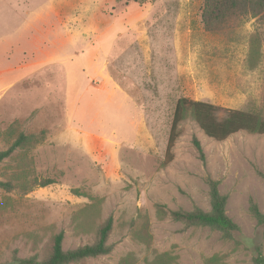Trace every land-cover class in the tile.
<instances>
[{"label":"rangeland","instance_id":"374dc122","mask_svg":"<svg viewBox=\"0 0 264 264\" xmlns=\"http://www.w3.org/2000/svg\"><path fill=\"white\" fill-rule=\"evenodd\" d=\"M4 1L28 22L30 65L12 85L16 73H0V151L24 138L0 162V264L44 259L59 232L65 250L91 244L109 216L110 251L68 264H253L243 236L264 256L250 209L264 213V132L217 140L186 113L164 161L180 97L264 118V20L207 29L203 0H22L21 12ZM0 19L2 69L13 34ZM208 177L239 227L232 238L170 215L210 211Z\"/></svg>","mask_w":264,"mask_h":264},{"label":"trees","instance_id":"16d2710c","mask_svg":"<svg viewBox=\"0 0 264 264\" xmlns=\"http://www.w3.org/2000/svg\"><path fill=\"white\" fill-rule=\"evenodd\" d=\"M250 16L264 20V0H203L201 20L207 29L217 28L230 17ZM186 113H190L204 133L217 140L226 138L231 133L239 130L250 132H264V118L249 111L228 108L213 103L192 100L187 97H180L175 104L173 118L167 140L164 161L172 159V147L177 136V127ZM24 140L20 135L5 150L0 151V162L8 157L15 148L19 147ZM193 144L201 160H204V153L200 141L193 137ZM264 176V174H263ZM50 183L49 180L41 182L44 186ZM210 192V211L195 208L191 211L182 209L170 210V215L182 221L186 226L203 225L219 230L223 237L232 238L238 232V225L229 218L225 212L226 196L220 194L218 182L207 178ZM0 187L10 189L8 182L0 181ZM250 209L254 214L257 224L264 229V213L260 212L255 204ZM112 218L109 216L105 223L99 228L98 238L91 244H85L74 249L65 250L62 247L63 233L59 232L53 239L50 253L42 260L33 257L14 258V264H68L86 257H95L110 251L107 236L111 229ZM244 244L252 250L253 264H264V256L261 251V244L255 242L254 238L241 237Z\"/></svg>","mask_w":264,"mask_h":264},{"label":"crops","instance_id":"0c3cea01","mask_svg":"<svg viewBox=\"0 0 264 264\" xmlns=\"http://www.w3.org/2000/svg\"><path fill=\"white\" fill-rule=\"evenodd\" d=\"M1 7H6L8 5L7 1H0ZM16 4V8L20 9L19 12H21V8L24 5V1H15ZM3 15V21L8 22L10 25V28H12V34L13 36H11V41H13L11 47H10V52H8V55L12 54V59H7V61L9 62L8 65L5 68L0 69V73L2 74H10V73H16V75H12L11 76V80L8 82V84H13L17 81L22 80L25 76H27V71L29 69V62H24V60H27V58L25 57L27 54V51L29 50V46H30V42L28 41V22L26 19H20L17 20L15 19L12 15L13 18H10L8 14V12L6 10H1L0 9V17H2ZM0 21H2L0 19ZM9 28V27H8ZM33 43V42H32ZM15 56H18L19 58L17 59V61L14 63L13 59L15 58ZM48 59H50V57H48ZM45 59L42 56H35L34 58V62H41L44 61ZM3 72V73H2ZM24 72V73H23ZM26 72V73H25ZM0 75V76H1Z\"/></svg>","mask_w":264,"mask_h":264}]
</instances>
